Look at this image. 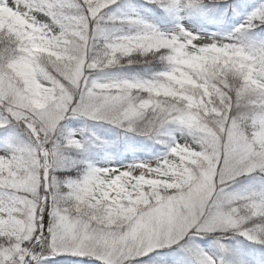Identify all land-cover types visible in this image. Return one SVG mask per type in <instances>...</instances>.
Masks as SVG:
<instances>
[{"label": "snow or ice", "instance_id": "obj_1", "mask_svg": "<svg viewBox=\"0 0 264 264\" xmlns=\"http://www.w3.org/2000/svg\"><path fill=\"white\" fill-rule=\"evenodd\" d=\"M0 264H264V0H0Z\"/></svg>", "mask_w": 264, "mask_h": 264}]
</instances>
